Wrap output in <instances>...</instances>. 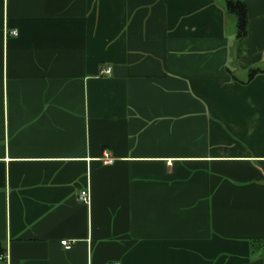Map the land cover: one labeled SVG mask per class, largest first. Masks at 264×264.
<instances>
[{"label":"crops","instance_id":"obj_1","mask_svg":"<svg viewBox=\"0 0 264 264\" xmlns=\"http://www.w3.org/2000/svg\"><path fill=\"white\" fill-rule=\"evenodd\" d=\"M226 1L0 0V264H264V0L239 40Z\"/></svg>","mask_w":264,"mask_h":264},{"label":"trees","instance_id":"obj_2","mask_svg":"<svg viewBox=\"0 0 264 264\" xmlns=\"http://www.w3.org/2000/svg\"><path fill=\"white\" fill-rule=\"evenodd\" d=\"M226 11L236 17V40L246 35V6L240 0H227ZM263 71L256 68L249 69L248 79ZM259 241H251L252 245L259 244Z\"/></svg>","mask_w":264,"mask_h":264},{"label":"built area","instance_id":"obj_3","mask_svg":"<svg viewBox=\"0 0 264 264\" xmlns=\"http://www.w3.org/2000/svg\"><path fill=\"white\" fill-rule=\"evenodd\" d=\"M11 34H16V31L15 30L11 31ZM110 71H111L110 67H106L104 70H102V72L107 73V74L110 73ZM104 161L106 163H111L112 159L106 156ZM78 199L80 201H82L83 203L88 204V202H89V193H88V191L85 190V189L79 191ZM60 243L65 249H68V248L71 247V242L67 241L66 239L61 240ZM7 259H8V251H7V248H6L4 251L0 252V260L7 261ZM111 264H120V262L115 261V262H112Z\"/></svg>","mask_w":264,"mask_h":264}]
</instances>
